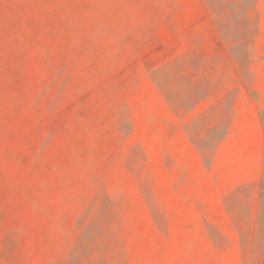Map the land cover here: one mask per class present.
Here are the masks:
<instances>
[{
    "label": "rangeland",
    "instance_id": "rangeland-1",
    "mask_svg": "<svg viewBox=\"0 0 264 264\" xmlns=\"http://www.w3.org/2000/svg\"><path fill=\"white\" fill-rule=\"evenodd\" d=\"M0 264H264V0H0Z\"/></svg>",
    "mask_w": 264,
    "mask_h": 264
},
{
    "label": "crops",
    "instance_id": "crops-1",
    "mask_svg": "<svg viewBox=\"0 0 264 264\" xmlns=\"http://www.w3.org/2000/svg\"><path fill=\"white\" fill-rule=\"evenodd\" d=\"M235 115L237 116V112H235ZM236 116L234 117V120H232V124L229 126L228 132L225 135L224 140L229 138V137L231 138V137H233L236 134L234 132V127H235L236 120H237ZM256 123L258 125L259 134H258V150H257L258 154H257L255 160H256V166H257L256 170L257 169L260 170V167H261V156H262V152H263V129H262V124L260 123V120H259L258 116L256 118ZM250 181H253V177H250V178L248 177L246 179H242L239 182L240 183H244V182H250Z\"/></svg>",
    "mask_w": 264,
    "mask_h": 264
},
{
    "label": "trees",
    "instance_id": "trees-1",
    "mask_svg": "<svg viewBox=\"0 0 264 264\" xmlns=\"http://www.w3.org/2000/svg\"><path fill=\"white\" fill-rule=\"evenodd\" d=\"M226 132H227V131H226ZM226 132H224V133H223L222 137H224V136H225Z\"/></svg>",
    "mask_w": 264,
    "mask_h": 264
}]
</instances>
